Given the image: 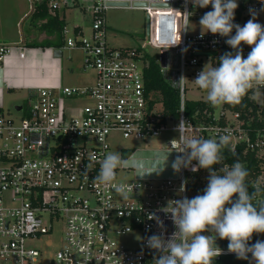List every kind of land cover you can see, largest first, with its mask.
Instances as JSON below:
<instances>
[{"label":"built area","instance_id":"1","mask_svg":"<svg viewBox=\"0 0 264 264\" xmlns=\"http://www.w3.org/2000/svg\"><path fill=\"white\" fill-rule=\"evenodd\" d=\"M237 1L235 13L242 8L240 16L250 9L264 14L262 0ZM48 5L51 12L72 7L90 11V32L80 25L66 24L62 49L81 50L83 66L95 72V80L87 86L37 88L19 119L0 112V264H38L43 252L31 242L50 233L57 224L62 225L64 237L50 264H154L160 253L147 247V238L153 234L168 238L176 230L167 212L168 204L184 196L189 198V174L200 169L182 167L178 177L145 174L126 181L119 179L118 168L113 183L133 186L124 198L114 188L93 179L99 172V162L111 150L113 134L148 140L169 130L177 131L184 120L186 137L228 136L233 151L245 140L252 148H260L264 160V127L252 141L240 113L223 107L217 118H224L225 125H195L187 120V78L198 76L205 59L218 64L227 46V37L188 32L190 0H93L90 4L49 0ZM120 8L146 12L149 28L140 47L109 43L106 13ZM144 45L153 47L156 54L148 55ZM241 47L246 58L251 48ZM14 49L20 51V57L25 56L24 47L0 43V63ZM150 56H157L161 71L179 89L178 118L165 112L160 93L156 96L146 89L144 71ZM181 77L186 79L179 82ZM251 89L256 92L264 86L254 84ZM80 98L90 102L73 108L71 112L77 115H69L65 101ZM173 121L176 125L170 127ZM172 140L164 150L174 152L176 157L183 155L176 152L180 150L179 141L172 147ZM196 164L192 161V166ZM263 178L261 175L259 181ZM129 234H138L139 243H123L121 239ZM220 248L223 254L213 264L233 254Z\"/></svg>","mask_w":264,"mask_h":264},{"label":"clouds","instance_id":"2","mask_svg":"<svg viewBox=\"0 0 264 264\" xmlns=\"http://www.w3.org/2000/svg\"><path fill=\"white\" fill-rule=\"evenodd\" d=\"M192 3L200 8L212 7L200 18L201 36L210 32L227 37L225 43L234 50L221 55L218 64H206L193 81L206 91L207 101L213 107L238 105L254 84L264 86V25L256 22V13L251 9L252 18L243 26L234 23L237 0H192ZM241 45L251 48L246 58ZM185 79L181 77L179 82ZM177 131L179 137L171 141V146L179 141L180 150L176 152L183 155L176 157L173 170L179 172L190 166L192 171L205 169L209 172L208 183L203 194L190 199L184 196L170 201L171 205L169 202L167 212L171 213L176 230L168 238L162 234L147 238V247L160 253L154 264H213L224 251L217 245V238L228 241L227 251L237 259L247 260L251 254L255 264H264V240L249 243L254 234H264V205L257 207L253 203L254 195L246 183L247 168L236 161L230 168H221L222 174H218L214 167L222 163L229 137L188 138L184 134V120L177 125ZM168 154L153 172L163 171ZM192 161L197 164L192 166ZM99 163L94 181L114 188L124 198H128L133 186L113 183L118 168L134 169L140 177L153 173L145 171L151 161L136 155L124 158L119 152H108ZM180 191H184L183 186ZM158 223L163 226L161 221Z\"/></svg>","mask_w":264,"mask_h":264},{"label":"rangeland","instance_id":"3","mask_svg":"<svg viewBox=\"0 0 264 264\" xmlns=\"http://www.w3.org/2000/svg\"><path fill=\"white\" fill-rule=\"evenodd\" d=\"M37 0H0V14L3 19L10 17L13 21L12 28L10 29V35H18V33H25V35H33L39 31L35 20L31 16L21 20L20 25L17 21L27 10H30L35 6ZM79 2L92 3L93 0H77ZM238 3V1H237ZM14 5H17L16 8ZM191 16L189 19L188 32L198 33L201 32L199 24L200 18L207 12L211 11L212 7L209 5L207 8H200L195 6L190 0ZM1 11V10H0ZM31 12V10L29 11ZM66 12V23L68 26L80 25L84 28L86 33L90 32L92 15L90 11H83L77 7L68 8ZM256 13V22L264 25V14ZM108 23V39L109 43L116 47H140L147 37V15L146 12L139 8H120L110 9L106 13ZM250 10H247L245 14L240 16L239 25L243 26L249 19H251ZM9 30V29H8ZM144 50L148 55L156 54V50L150 45H144ZM83 52L81 50H70L66 48L64 50L63 62V85L70 86H87L91 85L95 79V72L92 69H85L83 66ZM209 63L208 59H205V65ZM204 65V66H205ZM213 65V64H212ZM204 68V67H203ZM186 93L185 97L188 100L207 99V93L205 90L198 88L191 77L186 80ZM256 100L264 104V90H258L255 92ZM90 100L88 98H80L76 100H66L65 106L70 110L69 115H77L78 112L72 113L73 108H82L88 104ZM159 106V105H158ZM221 105L216 106V114H219ZM8 114V113H6ZM13 118L19 119V115L16 112H11ZM176 125V122H170L169 126ZM178 138V133L175 130H169L159 137H153L148 140H136L125 139L123 136L116 132L110 139L111 150L109 152H119L122 157L128 158L129 156H139L144 158L145 155L154 152L156 149H166L170 139ZM173 162L166 163V167H172ZM163 163H159V167ZM148 167V166H147ZM158 168V164L155 166ZM146 169V168H145ZM158 170V169H157ZM179 172L175 177H178ZM137 172L130 168V171H125L120 168L119 179L131 181L137 178ZM169 177V175L165 176ZM197 194L194 193L193 197ZM192 197V198H193ZM190 199V197H189ZM210 234V233H206ZM63 228L61 224L54 225L53 230L41 236L39 239L32 241V245L36 246L43 252V257L39 260L38 264H50V258H52L56 251L61 249L63 242ZM260 240H264V234L259 235ZM121 241L127 245L133 246L139 243L140 236L138 234H129L121 239ZM251 263L255 262L251 259Z\"/></svg>","mask_w":264,"mask_h":264},{"label":"trees","instance_id":"4","mask_svg":"<svg viewBox=\"0 0 264 264\" xmlns=\"http://www.w3.org/2000/svg\"><path fill=\"white\" fill-rule=\"evenodd\" d=\"M49 0H39L36 8V18L47 17L49 23L56 22L57 30L61 31L64 27L63 19L60 20V13L56 11L52 14L50 11ZM242 8L235 13L234 23L239 24L240 14ZM233 35L235 30H233ZM49 45V44H47ZM225 52H231V48L227 45L223 50ZM145 85L149 92H154L157 96L161 94L162 103L164 110L167 114L172 115L174 118L179 117L180 109V92L174 82L168 81L164 73L161 71V67L157 62V56L149 57V65L144 71ZM227 109L232 112H239L240 119L244 121V126L247 131L250 140L255 141L261 134L264 127V104L259 103L255 98V91L250 89L238 105L222 104L221 108ZM216 106L213 107L207 99L199 100H186L185 102V116L187 120L191 121L195 125L206 124V125H225L224 118H217ZM260 148H252L245 140L238 143L236 150H232L231 143H229L223 149V161L221 164L215 165L218 174L221 168L231 167L236 162H242L248 170V177L246 183L249 187V191L253 193V203L257 207L264 205V178L259 181L261 175L264 176L263 158L259 155ZM209 172L205 169H200L199 172H193L189 174L188 185L190 190V198L193 197L194 193L203 194V190L206 188L208 183ZM260 234H254L250 244H254L259 238ZM217 245L222 248H228V241L217 239ZM215 264H252L251 254L249 259H237L235 254L226 255L222 257Z\"/></svg>","mask_w":264,"mask_h":264},{"label":"crops","instance_id":"5","mask_svg":"<svg viewBox=\"0 0 264 264\" xmlns=\"http://www.w3.org/2000/svg\"><path fill=\"white\" fill-rule=\"evenodd\" d=\"M30 10H27L18 19V25L22 19L28 16L35 20V25L38 26L39 31L33 35H25V33H18V35H10V29L12 28L13 21L10 17L3 19L0 15V43L16 45L25 48V56L20 57V51L14 49L6 59L0 63V112L9 117H15L10 115L11 112L24 115L28 108V102L34 95V92L39 87H54L63 85V62L64 56V36L61 31L57 30V23H49L47 17H38L34 13L36 12L37 4ZM16 8L17 5H14ZM0 14L2 9H0ZM59 11L60 20L63 19L64 26L66 23L65 8H61ZM55 14V12H52ZM9 29V30H8ZM49 44V45H47ZM61 48L63 50L62 57L54 56V50ZM95 80V79H94ZM19 107V108H16ZM8 113V114H6ZM168 154V162H174L176 154L171 151H166L164 148L156 149L148 155L144 156V159L151 161L146 166L145 171L153 172L159 168V163H163L165 154ZM157 157H160L157 161ZM158 164V168L155 166ZM155 165V166H153ZM178 172H175L172 167H164L163 171L159 173L153 172L147 174L152 177L164 178L174 177Z\"/></svg>","mask_w":264,"mask_h":264},{"label":"water","instance_id":"6","mask_svg":"<svg viewBox=\"0 0 264 264\" xmlns=\"http://www.w3.org/2000/svg\"><path fill=\"white\" fill-rule=\"evenodd\" d=\"M149 28V22L147 20V29ZM211 55H215V52H211L209 53ZM198 55H202V52H199ZM54 56L56 57H62L63 56V50L61 48H56L54 50ZM16 108H19V107H16Z\"/></svg>","mask_w":264,"mask_h":264}]
</instances>
